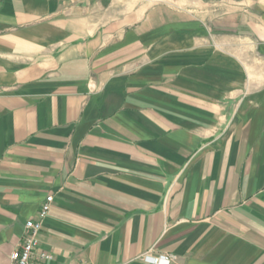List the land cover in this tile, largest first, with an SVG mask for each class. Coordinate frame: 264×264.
<instances>
[{"label": "crops", "instance_id": "obj_1", "mask_svg": "<svg viewBox=\"0 0 264 264\" xmlns=\"http://www.w3.org/2000/svg\"><path fill=\"white\" fill-rule=\"evenodd\" d=\"M172 2L0 0V264H264V0Z\"/></svg>", "mask_w": 264, "mask_h": 264}, {"label": "built area", "instance_id": "obj_2", "mask_svg": "<svg viewBox=\"0 0 264 264\" xmlns=\"http://www.w3.org/2000/svg\"><path fill=\"white\" fill-rule=\"evenodd\" d=\"M54 196L49 195L43 202L37 217L31 218L26 223V231L21 245L10 255L11 264H48L53 260V256L46 252H36L38 247V235L43 228V222L48 217ZM144 262L150 264H170L172 256L163 255L152 257L149 253L143 257ZM85 264V263H78Z\"/></svg>", "mask_w": 264, "mask_h": 264}, {"label": "rangeland", "instance_id": "obj_3", "mask_svg": "<svg viewBox=\"0 0 264 264\" xmlns=\"http://www.w3.org/2000/svg\"><path fill=\"white\" fill-rule=\"evenodd\" d=\"M163 1V0H162ZM210 1V0H209ZM212 4H213V10H220V5L223 1L225 2H231V3H245V7L249 8L248 1L250 0H211ZM261 0H257V2H260ZM189 2H196L198 5H201L202 7L206 4V0H181V4H177V6L179 5V7L181 8H185L188 9V6L190 5ZM259 4V3H258ZM164 5H169V6H173V2L172 0H164ZM151 6H154L153 4ZM175 6V5H174Z\"/></svg>", "mask_w": 264, "mask_h": 264}]
</instances>
